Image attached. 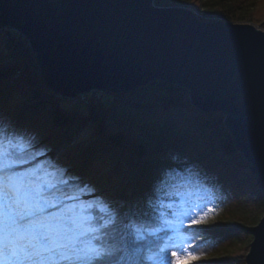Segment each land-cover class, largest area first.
<instances>
[{"label": "trees", "instance_id": "trees-1", "mask_svg": "<svg viewBox=\"0 0 264 264\" xmlns=\"http://www.w3.org/2000/svg\"><path fill=\"white\" fill-rule=\"evenodd\" d=\"M181 4L201 19L249 22L264 28V0H181ZM0 34V137L7 141L6 148L19 151L28 145L30 163L39 150L65 146L64 165L47 173L44 163L26 170L39 169L54 184L71 182V194L89 189L88 195H93L75 200L74 209L87 208L91 219L82 218L86 231L75 229L80 233L72 242L76 251L61 250L69 256L68 264H87L85 258L92 253L85 242L93 234L103 235L90 230L111 219L110 209L99 208L107 202H114L110 208L121 213L115 225L104 229L108 233L122 229L128 222L124 214L137 206L148 213L147 219L138 221L141 227L155 228L165 219L183 220L179 230L186 252L210 255L237 239L246 242L245 251L249 249L252 228L264 213V190L236 148L223 113L201 111L191 103L186 89L162 81L129 93L92 94L70 103L46 87L24 37L1 27ZM13 124L24 130L23 140L17 138ZM85 133L87 140L79 143L77 138ZM161 178L160 199L146 204ZM55 202L64 203L63 195ZM194 202L211 220L217 217L213 224L189 226L188 217L195 219ZM208 208L215 213H208ZM62 222L70 230L76 226L72 217ZM92 244L99 246L98 241ZM140 247L141 259L151 254L146 244ZM133 254V249L127 250L128 256ZM142 264L151 262L142 260ZM200 264H245V254Z\"/></svg>", "mask_w": 264, "mask_h": 264}, {"label": "water", "instance_id": "water-1", "mask_svg": "<svg viewBox=\"0 0 264 264\" xmlns=\"http://www.w3.org/2000/svg\"><path fill=\"white\" fill-rule=\"evenodd\" d=\"M0 27L24 37L46 87L66 98L129 93L152 81L186 89L225 127L264 190V30L201 19L153 0H0ZM245 264H264V214Z\"/></svg>", "mask_w": 264, "mask_h": 264}, {"label": "snow or ice", "instance_id": "snow-or-ice-1", "mask_svg": "<svg viewBox=\"0 0 264 264\" xmlns=\"http://www.w3.org/2000/svg\"><path fill=\"white\" fill-rule=\"evenodd\" d=\"M11 126L17 138L23 140L24 130L16 129L14 124ZM6 144L7 141L0 137V264H12L13 261L17 264H31L27 257L21 260L18 256V246L26 240L25 234L38 240L42 247H49L50 251H54L50 244L61 227L62 219L76 213L74 209L68 207L59 215H45L47 209L60 207L55 201L63 194L62 190H59L58 186L39 169L27 171L20 168L21 163L28 162L26 152L28 145H23L19 151H13L8 150ZM160 183L162 178L153 185L151 193L146 198V204L160 199L157 191ZM65 199L78 200L75 196H65ZM207 211L215 213L216 210L208 208ZM79 214L91 219L87 208H81ZM109 214L111 219L102 221L98 227L90 230L93 233L103 232V235H92L89 241L92 255L85 258L87 264H142V260L151 264H189L190 261L200 259L194 251L186 252V244L180 238L179 230L183 220L179 217L175 222L165 219L155 228L141 227L138 221L147 219L148 213L141 212L137 206H133L124 214L128 222L123 224V228L108 233L104 229L115 225L121 213L118 209H110ZM208 218L207 213L196 219L188 217L189 226L202 225ZM129 229L131 233L127 231ZM92 241H98L99 246L92 244ZM144 244L148 246L151 254L141 259L140 246ZM130 248L134 252L132 256L127 255ZM120 252H125V255H118Z\"/></svg>", "mask_w": 264, "mask_h": 264}, {"label": "rangeland", "instance_id": "rangeland-1", "mask_svg": "<svg viewBox=\"0 0 264 264\" xmlns=\"http://www.w3.org/2000/svg\"><path fill=\"white\" fill-rule=\"evenodd\" d=\"M153 5L157 6V7H185L184 5L181 4V0H165L161 4H155L154 0H153ZM185 8L192 9L191 7H187V6ZM192 11H194V10L192 9ZM256 26L259 27L260 29L264 30V28H262L258 25H256ZM9 31H14V30H9ZM0 36H1V34H0ZM100 93H104V92L93 91V92H89V93H82L75 98H66L65 97V99L70 101V103H72V102H75L79 97L87 98V97L91 96L92 94H100ZM58 96H60V95H58ZM62 98H64V97H62ZM87 137H88V135H87V133H85L84 135L79 136V138H77V140H78V142L80 140H82L81 143H83L87 140ZM65 150H66V147L63 145H60L57 147H52V148H50V150H48L46 152H42L41 150H39L38 151V157L35 159V161L30 162V163H26V164L21 163L20 168L22 170H26L30 166H36L38 163L39 164L44 163V164H46L45 173L52 172L55 168L60 167V166L65 164V162H64ZM65 182L66 181L63 180V181L56 183V185L58 186V189L62 190V192H63L62 195L64 197V203H62V204L59 203V205H60L59 208H51V209L46 210L45 215H50L52 213L51 212L52 210L55 211L54 215H59L61 213V211L65 208L71 207L72 209H74L75 200H66L65 196H75L81 200H84L87 197L93 196V195H91V196L88 195L89 189L88 190H81L77 194H71L68 192L69 185H71V182H66V183ZM101 189H103V188H101ZM114 204H115L114 202L102 203L99 205V208L104 209V211H106V210L108 211L109 209H111L110 207H112ZM192 212H193L195 219L199 218L200 215L205 214L202 211V206H199L195 202L192 203ZM75 213H76V215L69 216V217L74 218V220L76 221V226L72 230L66 228V226L62 222L66 218L62 219L61 227L59 229H61V231H63V232H62V234L57 232V234L53 237L51 244H50V247L55 249L54 251H50L49 247H42L38 240L32 238L30 235L25 234L26 240L22 241L21 244L18 246V256L20 257V259L24 260V258L27 257L28 260L31 262V264H68L69 263V256L64 255L61 250L62 249H64V250H71L72 249V246L74 243L73 240L75 241L74 238L79 236V234H80V233H78V231L76 232L75 229H81V231H83V230L86 231L85 230L86 226L82 222V218H84V217L80 216V214H79L80 210L79 211L75 210ZM262 216L263 215L260 216V219ZM216 219H217V217L213 218L212 220L210 218H208L205 223L211 221V224H213ZM63 235H65V236H63ZM63 237H66V238H63ZM61 243H64L63 247H62ZM85 243L88 245L89 241H86ZM245 244H246V242H244L243 240L237 239L232 245L228 246L227 248H220L219 250L213 252L210 255L209 254H200L199 255L200 259L190 261L189 264H200V263L205 262L206 260L207 261L208 260L209 261L210 260L218 261V260L225 259V258L231 257V256L241 257L243 254H245V256H246L249 249L247 251H245V248H244ZM72 250L76 251V248H73ZM73 251H71V252H73ZM12 264H17V262L13 261Z\"/></svg>", "mask_w": 264, "mask_h": 264}]
</instances>
